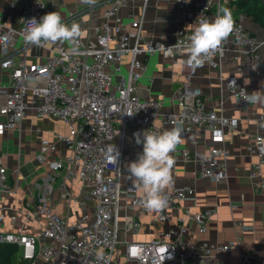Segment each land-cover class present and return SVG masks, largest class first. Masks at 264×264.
I'll return each mask as SVG.
<instances>
[{
  "label": "built area",
  "instance_id": "2783aa9c",
  "mask_svg": "<svg viewBox=\"0 0 264 264\" xmlns=\"http://www.w3.org/2000/svg\"><path fill=\"white\" fill-rule=\"evenodd\" d=\"M131 1L92 0L91 5H103L104 11L102 21L92 28L91 35L79 37L71 46H64L62 42L45 44L41 48L47 50V55L36 62L26 59L33 45L24 42V32L27 20L35 17L39 21L44 15L45 5L41 0L10 1L11 6L19 3L20 11L17 26L0 22V66L8 70L9 76L8 84L0 83V134L19 129L27 110L40 118L62 120L67 131H56L53 140L42 138L35 159L47 163L53 174L66 165L69 174L81 179L84 196L93 199L94 206L91 214L83 212L71 221L52 209L47 195H35V204L29 213L32 218L43 220L40 231L1 232L0 243L15 244L19 253L16 262L0 264H113V254L121 241V199L128 198L131 206L145 213L151 211L142 205V193L134 182L121 183L122 169L129 164V159L121 153L127 134L142 153V145L135 142L134 133L163 131L153 125L156 118L173 127H182V137L197 126L215 132L216 137L223 140L226 133L238 126L236 118L224 115L220 109L206 107L201 88L192 86L188 78L174 90L176 112L163 113L157 98L140 95L138 81L146 69V58L160 53L174 59L177 52L169 54L167 47L186 44L192 29L178 27L171 42L147 37L143 34L142 22L151 0H141V11L135 18L121 12ZM171 1L182 16L194 22L200 15L211 20L220 14L221 0ZM232 19V34L205 64L219 70L224 58L230 55L236 70L256 62L264 78V62L259 54L264 46V33L258 36L247 29L240 18ZM222 85L232 96L234 105L251 104L245 100L249 92L242 76H228ZM129 113L132 116L127 115ZM259 118L264 121V104H260ZM115 135L121 155L120 163L113 166L106 163L104 149ZM57 142L64 143L66 152L49 158L55 153ZM246 150L256 155L249 168L253 188L263 190L264 134H253ZM175 151L183 159L199 161V177L212 181L226 178L224 151L215 148L208 152ZM5 183L6 168L0 159V190H6ZM165 192L168 206L157 211L152 220L163 221L167 209H179L177 225L160 229L149 241H123L128 264H228L226 256L238 248V237L221 243L190 242L185 237L189 224H194L198 232H204L216 208L205 206L192 211L197 197L189 184ZM126 223L132 229L139 227L132 217H128ZM237 256V264H252L249 253L238 249Z\"/></svg>",
  "mask_w": 264,
  "mask_h": 264
},
{
  "label": "crops",
  "instance_id": "0c3cea01",
  "mask_svg": "<svg viewBox=\"0 0 264 264\" xmlns=\"http://www.w3.org/2000/svg\"><path fill=\"white\" fill-rule=\"evenodd\" d=\"M11 0H0V22L17 26L20 4L10 5ZM45 5L44 15L51 11H58L64 23L71 25L77 22L81 26V36L91 35L92 28L103 18V5H91L92 0H41ZM62 2V3H61ZM141 0H132L121 12L126 17H138L141 11ZM227 8L232 17L242 20L244 26L258 36L264 33V28L251 15L240 7H236L233 0H221L220 7ZM194 21L186 19L176 9L171 0H151L148 2L142 31L147 37L171 42L175 38L178 27L192 29ZM64 46H71L73 42H62ZM1 51V50H0ZM260 60L264 62V46L259 50ZM47 50L35 45L29 48L26 59L28 62L43 60ZM182 57L176 53L174 59L163 57L160 53L146 58V69L138 81V92L143 97L153 96L161 102V112L173 113L177 111L174 90L180 82L188 78L192 86L200 87L204 102L208 108L222 110L224 115L236 118L238 126L230 133H226L223 140H219L215 132L203 127H193L186 136L182 137L177 150L188 152H208L215 148L224 151L226 155V178L212 181L199 177L197 171L199 161L183 159L179 152L172 153L175 164L171 169L172 184L166 189L184 184L191 185L197 197V204L191 206L197 211L205 206H214L215 214L208 222L204 232H198L194 224H189L185 237L190 242L207 240L210 242H225L238 237V248L226 256L228 264L238 263V249L249 253L252 264H264V189L255 190L249 177L250 165L256 160V155L246 150V145L255 133L264 134V121L259 118L260 103L247 106H236L232 96L224 88L222 82L228 76L243 77L244 85L249 93L254 90H264V78L259 72L256 62H252L242 70H236L230 55H227L220 65V69L203 67L192 71L181 68ZM8 70L0 66V83L8 84ZM153 125L162 130L173 126L156 118ZM65 133L67 125L54 117H37L32 110H27L19 129L6 130L0 134V159L6 168V190H0V233L21 229L25 232L38 233L42 227V219L30 216V210L35 204V195L44 193L49 198L52 209L69 220H75L81 213L91 214L94 200L84 196V185L81 179L68 173L67 166L53 174L47 163H39L35 155L40 148V140H53L55 132ZM118 136L110 144L116 145ZM63 142L56 143V151L65 153ZM121 153L129 159V163L137 160L141 152L131 142L130 136L124 139ZM134 182L127 172V165L122 169L121 183ZM138 192L140 190L138 189ZM185 205L189 202H184ZM157 211L147 213L129 204V199H121L119 225L120 242L113 254V264H128L124 255L123 241H149L156 237L160 229H167L177 225L179 209H167L166 219L154 222L152 217ZM132 217L139 223L137 229H132L126 223ZM202 264H210L204 262Z\"/></svg>",
  "mask_w": 264,
  "mask_h": 264
},
{
  "label": "clouds",
  "instance_id": "9594fccd",
  "mask_svg": "<svg viewBox=\"0 0 264 264\" xmlns=\"http://www.w3.org/2000/svg\"><path fill=\"white\" fill-rule=\"evenodd\" d=\"M24 32L26 44L43 47L57 42H75L81 36L78 23L68 25L63 22L58 11L43 15L39 21L35 17L26 21ZM234 30V21L227 8L221 7L220 14L213 19L197 17L186 44L168 46L169 54L179 53L181 68L192 71L203 67L211 56L221 49L225 40ZM251 104H264V90H254L245 95ZM132 116L130 113L127 114ZM135 142L142 145V153L137 160L127 164V172L133 178L135 186L142 193V205L148 210L161 211L168 206L165 190L172 184L171 169L175 164L172 153L182 140V127L174 126L163 131H144L134 133ZM120 151L116 145H107L104 157L107 164L120 163ZM171 258V257H169Z\"/></svg>",
  "mask_w": 264,
  "mask_h": 264
},
{
  "label": "trees",
  "instance_id": "16d2710c",
  "mask_svg": "<svg viewBox=\"0 0 264 264\" xmlns=\"http://www.w3.org/2000/svg\"><path fill=\"white\" fill-rule=\"evenodd\" d=\"M236 7L251 15L264 28V7L260 0H233ZM18 246L12 243H0V263H14L18 260Z\"/></svg>",
  "mask_w": 264,
  "mask_h": 264
},
{
  "label": "water",
  "instance_id": "95a60500",
  "mask_svg": "<svg viewBox=\"0 0 264 264\" xmlns=\"http://www.w3.org/2000/svg\"><path fill=\"white\" fill-rule=\"evenodd\" d=\"M260 1H261L262 5H263V7H264V0H260Z\"/></svg>",
  "mask_w": 264,
  "mask_h": 264
}]
</instances>
